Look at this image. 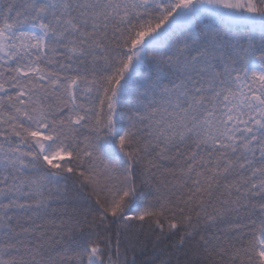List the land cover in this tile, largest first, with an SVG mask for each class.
<instances>
[{
	"label": "snow or ice",
	"instance_id": "6c2138e0",
	"mask_svg": "<svg viewBox=\"0 0 264 264\" xmlns=\"http://www.w3.org/2000/svg\"><path fill=\"white\" fill-rule=\"evenodd\" d=\"M0 264H264V0H0Z\"/></svg>",
	"mask_w": 264,
	"mask_h": 264
}]
</instances>
